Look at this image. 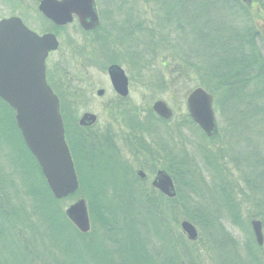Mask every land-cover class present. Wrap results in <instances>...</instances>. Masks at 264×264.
Wrapping results in <instances>:
<instances>
[{"label":"rangeland","instance_id":"rangeland-1","mask_svg":"<svg viewBox=\"0 0 264 264\" xmlns=\"http://www.w3.org/2000/svg\"><path fill=\"white\" fill-rule=\"evenodd\" d=\"M240 1L244 4L245 11L239 9L234 16L226 14L221 19L220 25L232 27L229 40L233 39L234 30L236 32L240 30L244 39L247 34L255 38L252 52L255 53L257 60L254 71L259 78H253V81L246 85L249 95L245 101L248 102V108L259 110L258 107L262 105L263 100L258 95V91L262 84L264 85V0ZM118 3L120 9L118 6L115 9L114 6ZM37 4L38 0H0V19L17 15L38 33L48 31L49 23L41 16ZM95 5L100 16V23L94 32L85 33L75 19L62 30L58 29L60 30L57 32L59 44L48 57L47 75L54 93L58 98L63 99L62 103L64 101V116L68 121L79 127V133L97 136L94 139L102 142L106 161L110 164H120L123 173L121 177H117V181L119 183L122 179L127 181L128 190L118 183L117 188L106 190L107 197L113 200L112 204L116 202L119 206L127 205L130 195L138 189L149 193L155 205L161 206L162 211L164 209L166 215L163 224L175 245L177 247L186 245L192 250L188 264H217L210 253L211 245L206 242L205 236H200L199 228L193 223L197 236L195 240H190L183 233L180 223L182 220H187L183 218L184 197L192 200L195 196L194 193L189 192L192 191L191 186L199 183V191L206 194L203 195L204 197L209 196L208 200L211 191L219 195L220 188H224L231 198L233 197V203L237 206L239 225L234 224L230 216L221 210L220 229L237 241L238 254L244 257L245 251L241 248L243 242H255L251 221L259 220L262 224L264 219L262 196L256 189L257 179L253 181L254 185L247 179L250 176L249 167L252 161L256 165L260 160H264V113L260 112L253 118L255 112L249 109V116L247 115L249 122L243 126V134L239 133L240 137L235 138L229 113L226 109L223 110L220 104L225 92L222 80L209 76L208 67L205 65L207 60H194L193 53H190L194 52L195 47H192L194 44L184 46V51H181L175 44L177 41L162 38L166 31L163 27L165 21L161 18L165 9L159 8V0H151L150 5L142 0H95ZM140 12H147L145 16L147 19L142 29L145 28L149 34L144 40V46L140 42V47L137 48L140 55H136L139 54L136 51L135 59H133L130 51L132 54L135 51L131 48L128 50L123 48L121 41L117 39L120 37L117 25L122 23L126 15L134 20L139 19ZM128 30L132 31L130 36L137 34L135 26L129 27ZM126 31L127 29L124 32ZM148 39L151 41L149 46L146 41ZM174 44L176 50L163 51V45ZM173 56H184L190 58L191 62L183 63L186 60H173ZM109 64H117L125 71L129 80L126 96H119L112 88L107 74ZM177 74H179L178 77ZM198 86L208 89L213 96L212 108L217 134L210 137L206 136L191 119L186 107L187 94ZM255 86L258 90L253 92ZM98 89H104L102 95L97 94ZM157 100L164 101L170 108L172 112L170 118L164 119L157 116L152 108ZM85 112L95 114L96 122L90 127L81 129L78 120ZM230 117L232 120V116ZM12 126H6L0 121V135L11 130V139H16V144H13L12 140L10 144L8 136L0 139V186L4 188L0 211L4 210L6 215L4 227L0 228V258L5 261V264H18L21 260L20 250H23V253H26L25 261L31 264H54L55 262L67 264L66 253L50 246L47 235L45 236L48 234L46 223L44 224L34 215L32 208H39L41 202L35 201L27 194L29 188H26L27 182L26 184L23 182L27 178L22 172L26 159L33 166L34 164L20 144ZM202 149L205 150L203 154L207 153L209 157L219 159V170L216 171L207 165L202 158ZM85 151L83 155H86ZM243 151H248V161L249 159L252 161L247 162L243 157ZM167 157L180 162V171L186 174L183 184L190 189L181 187L172 178L175 189L173 198L162 195L150 184L157 170L163 169L172 177L167 168ZM137 169H142L146 173L145 179L136 176ZM260 169L264 170V165L259 166L258 170ZM37 171L35 175H31V182H39L40 174ZM75 171H77L76 168ZM111 180L114 179L111 178ZM221 197L224 198L220 194L219 198ZM79 198H83L86 202L90 222L89 230L85 232L88 236L82 239L95 244L93 252L95 253V249L99 255L95 254L104 258L99 262L112 264L108 261L109 257L114 258L113 250H116V244L107 239H99L101 228L92 222L88 202L82 190L65 198L54 199L60 200L56 205L63 209L64 213L66 207ZM18 210H21V214L25 213L27 220L22 221L25 224L17 220ZM64 216H66L65 213ZM69 223L77 230L74 224L70 221ZM69 230L75 233L70 227ZM262 233L263 248L256 254H259L264 264L263 225ZM221 235L223 234L216 230L214 234L216 242H220ZM153 244L155 249V245L158 246V244L154 241ZM104 247L109 248L110 252L106 253Z\"/></svg>","mask_w":264,"mask_h":264},{"label":"trees","instance_id":"trees-1","mask_svg":"<svg viewBox=\"0 0 264 264\" xmlns=\"http://www.w3.org/2000/svg\"><path fill=\"white\" fill-rule=\"evenodd\" d=\"M143 1L147 5H150L151 0ZM159 3V8L165 9L164 15L161 18L162 21H165L163 27L166 31L163 33L162 38L177 41L175 44H177L181 51H184V46L194 44L192 45L193 48L195 47L193 49L194 52H190L193 53L194 60H207L205 65L208 67L209 76L211 78H219L222 80V85L225 86V92L220 100V104L223 110L226 109L229 113L230 125L235 138L237 136L240 137L238 134H243V126L249 122L247 118L250 113L249 109H252L251 112H255L252 116L253 118L260 112L264 113V85L262 84V87L258 91V95L263 100L262 105L258 107L259 110L252 107L248 108V102L245 100L249 95V89L246 85L252 82L253 78H259L257 72L254 71V68L257 67V60L255 53L252 52L255 38L253 35L249 37L247 34L244 39L241 31L237 28L239 32L234 30L233 39L229 40L232 27H224L220 23L226 14L227 16H234L239 9L245 11L244 4L240 0H159ZM116 6L120 9L119 3L114 6L115 9ZM145 16H147V12H140V18L134 20L131 16L126 15L122 23L117 25L120 37L116 38L121 41L123 48H127V50L131 48L132 51H135L133 54L130 51L133 59H135L136 51L139 53L136 55H140V51L137 48L140 47V42L142 45L144 44V40L149 34L145 28L142 29V25L145 23V19H147ZM214 23H218V25H214ZM131 26H135L137 30L136 35L130 36L132 31L128 30V28ZM126 29L127 31L124 32ZM56 31L60 30L57 29ZM255 33L259 36L257 32ZM146 41H148L149 46L151 43L150 39ZM175 44L170 46L163 45V51L176 50ZM203 55L204 58H202ZM173 60H186L183 63H188L190 58L173 56ZM178 76L179 74H177ZM206 90L209 91L208 89ZM257 90L255 86L252 91ZM59 100L65 139L70 148L76 172L78 173L79 188L76 192L82 190L86 196L92 222H95L101 228L99 239H107L115 243L117 247L115 251L113 250L114 258L116 257V259L114 260L113 257H109L108 263L188 264L192 250L186 245H180L181 248L175 245V242H173L163 224L166 213H164V209L163 211L161 210V206L155 205V201L151 199L149 193L138 189L130 195L127 205L118 206L116 202L112 204L113 200L107 197L106 190L108 188H117V184L119 183L117 177H121L123 173L120 164H110L106 161L102 142L94 139L97 136L83 134V131L82 134L78 132L79 127L73 122L70 123L67 117L64 116L65 107H63L64 101L62 103L63 99L59 97ZM243 107L244 109H242ZM230 116H232V120ZM0 121L5 123L6 126L13 125L16 137H18L20 144L32 159L34 166L25 157L26 165L22 166V172L27 179H24L23 182L24 184L27 182L26 188H29L27 194L35 201L39 200L41 202V206L38 204L39 208L33 207L32 209H34V215L37 216V219H41L47 225L48 230L46 232L48 234H45V236L47 235L50 246L55 250L66 253L67 264H102L99 261H103L104 258L97 256L99 254L95 249L94 251L97 255L93 252L95 244H90V242H85L82 239L88 236V233L80 234L75 230L66 216H64L63 209L57 207L56 203H59L60 200H55L49 191L40 167L28 150L15 123L13 109L1 98ZM190 121L193 122L192 120ZM10 134L11 130L0 135V139L3 136H8L10 144H12V141L13 144H16V139L12 140ZM245 140L247 143L246 137ZM84 150H86V155H83ZM248 151H243V157L247 162H250L252 160L249 159L248 161ZM203 153H205L204 149H202V158L207 165L216 171L219 170V159L216 157L211 158L207 153ZM179 163L178 160L167 157V168L170 170L173 180L175 179L181 187L188 188L187 185L183 184L186 174L180 171ZM252 163L249 167L250 176L247 179L252 184L254 179H257L256 189L260 191L264 205V170H258L259 166L264 165V160H260L256 165ZM36 169H38L40 174L38 183L30 181V177L31 175H35ZM111 178L114 180H111ZM121 183H119L121 187L128 190L126 187L129 186L127 181L122 179ZM2 189L4 188L0 186V202L3 203L1 198ZM191 189L192 191L189 192L194 193L195 196H193L192 200L184 197L182 207L185 214L183 218L194 223L199 228L200 236H205L206 242L211 245L210 253L215 262L217 264H262L259 254H256L259 249L263 248L262 246L257 245L253 241L251 243L244 241L241 248L245 251V256L242 257L238 254L237 241L229 234L227 235L224 230L220 229L221 218L219 215L221 214V210L224 211V214L230 216L234 224L239 225L237 221V206L233 203L234 199L233 197L231 198L228 191L220 188L219 195L211 191V196L208 200L209 196L206 198L203 196L206 194L199 191V183H195L191 186ZM220 194L224 198H219ZM20 211L16 212L17 220L25 224V222H22L23 220H27L25 213L21 214ZM5 220V211L2 210V212L0 211V228L2 229ZM262 225L264 228V219H262ZM69 227L75 233H71ZM216 230L223 234L220 237V242L218 241L219 243L214 239ZM153 241L158 244V246L155 245V249ZM104 250L106 253L110 252L109 248L105 249L104 247ZM20 252L19 256L21 260H19L18 264H31L24 259L26 253H23V250H20ZM0 264H5V261L1 258ZM54 264H58V262Z\"/></svg>","mask_w":264,"mask_h":264},{"label":"water","instance_id":"water-1","mask_svg":"<svg viewBox=\"0 0 264 264\" xmlns=\"http://www.w3.org/2000/svg\"><path fill=\"white\" fill-rule=\"evenodd\" d=\"M39 10L58 25L72 21L77 16L84 29L94 28L99 21L94 0H41ZM58 47L53 33H37L28 29L20 18L0 20V98L14 110L15 123L22 138L36 159L46 184L56 199L65 198L78 189V178L64 137V126L59 110V99L47 84L45 58ZM111 83L121 96L127 94V77L118 65L107 69ZM103 89H98L101 95ZM213 96L204 88H193L186 97V107L191 119L210 137L217 133L212 108ZM157 115L164 119L172 112L162 100L152 105ZM93 113L81 115L80 125H92ZM143 178V171H137ZM152 185L169 198L175 196L172 177L165 170H158ZM66 217L82 233L89 230L90 222L86 202L79 198L69 204ZM183 233L192 240L197 236L196 227L188 220L180 223ZM257 245L263 244L262 224L251 221Z\"/></svg>","mask_w":264,"mask_h":264},{"label":"flooded vegetation","instance_id":"flooded-vegetation-1","mask_svg":"<svg viewBox=\"0 0 264 264\" xmlns=\"http://www.w3.org/2000/svg\"><path fill=\"white\" fill-rule=\"evenodd\" d=\"M40 1L41 0H38V4H37V8H38V10H39V4H40ZM94 3H95V0H94ZM95 7H96V5H95ZM40 11V10H39ZM96 11H97V8H96ZM40 13L42 14L41 16L45 19V20H47L48 21V23H49V28H50V30H48V31H45V32H41V33H38L36 30H34V29H32L29 25H27L26 23H25V21L22 19V17L21 16H18L21 20H22V22L31 30V31H33V32H35V33H37L38 35H41V34H43V33H47V32H51V33H53L55 36H56V38H57V40H58V36H57V32L58 31H56L57 29H63L65 26H67V24H70L74 19L78 22V24H79V26L81 27V29L85 32V33H92V32H94L96 29H97V27H98V25H99V23H100V16H99V13H98V11H97V13H98V18H99V21H98V24L94 27V28H92V29H84L81 25H80V23H79V20L77 19V16L76 15H73V18H72V21L71 22H68V23H66V24H64V25H58V24H56V23H54L53 21H51L50 19H48L47 17H45L44 15H43V13L40 11ZM10 16H17V15H9V16H6V17H10ZM58 43H59V40H58ZM54 51V50H53ZM53 51H49L48 52V54H47V56H46V58H45V63H46V79H47V82H48V84L50 85V87H51V84H50V82H49V79H48V75H47V60L49 59L48 57L50 56V54L53 52ZM110 65H117V64H109L108 66H107V69H108V67L110 66ZM119 66V65H118ZM123 69V68H122ZM124 71V70H123ZM124 73H125V71H124ZM107 74H108V72H107ZM125 75H126V73H125ZM108 77H109V75H108ZM126 77H127V75H126ZM109 81H110V84H111V86H112V88L114 89V91L117 93V91L115 90V88H114V86L112 85V83H111V80H110V77H109ZM127 88H128V85H129V80H128V77H127ZM52 88V87H51ZM103 92H104V89H103ZM127 92H128V90H127ZM103 94V93H102ZM101 94V95H102ZM118 94V93H117ZM119 95V94H118ZM119 96H121V95H119ZM126 96V95H125ZM121 97H123V96H121ZM79 121V120H78ZM78 125H79V123H78ZM82 129H84L85 127H90L91 125H89V126H87V125H79ZM138 170H141V171H143L142 169H137V171ZM144 172V171H143Z\"/></svg>","mask_w":264,"mask_h":264},{"label":"bare ground","instance_id":"bare-ground-1","mask_svg":"<svg viewBox=\"0 0 264 264\" xmlns=\"http://www.w3.org/2000/svg\"><path fill=\"white\" fill-rule=\"evenodd\" d=\"M127 90H128V88H127ZM127 93H128V92H127ZM126 95H127V94H126ZM157 116H159V115H157ZM138 171H139V170H138ZM157 171H158V170H157ZM157 171H156V172H157ZM143 173H144V175H145L143 178H141V177L137 174V171H136V174H137L136 176H138L140 179H145V177H146V173H145V172H143ZM155 174H156V173H155ZM138 177H137V178H138ZM152 180H153V179H152ZM151 182H152V181H151ZM151 182H150V184L152 185ZM152 186H153V185H152ZM153 187H154V186H153ZM154 188H155V187H154ZM155 189H157V188H155ZM157 191L160 192L158 189H157ZM160 193H161V192H160ZM161 194L164 195L163 193H161ZM164 196H166V195H164ZM166 197H167V196H166Z\"/></svg>","mask_w":264,"mask_h":264}]
</instances>
